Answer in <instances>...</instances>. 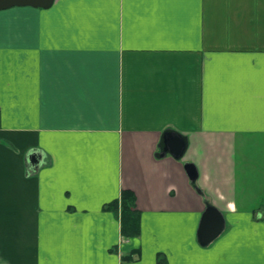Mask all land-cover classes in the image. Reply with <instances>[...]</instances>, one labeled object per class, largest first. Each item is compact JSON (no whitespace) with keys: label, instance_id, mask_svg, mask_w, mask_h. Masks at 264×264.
I'll list each match as a JSON object with an SVG mask.
<instances>
[{"label":"crops","instance_id":"obj_1","mask_svg":"<svg viewBox=\"0 0 264 264\" xmlns=\"http://www.w3.org/2000/svg\"><path fill=\"white\" fill-rule=\"evenodd\" d=\"M0 264H264V0L0 9Z\"/></svg>","mask_w":264,"mask_h":264},{"label":"water","instance_id":"obj_2","mask_svg":"<svg viewBox=\"0 0 264 264\" xmlns=\"http://www.w3.org/2000/svg\"><path fill=\"white\" fill-rule=\"evenodd\" d=\"M54 0H0V9L15 5H30L34 7L47 8L52 5ZM186 148V138L172 130L163 133V145L161 146V156L170 153L175 158H180ZM31 166L36 169L40 164V159L36 154L29 157ZM186 171L191 180L196 178V170L191 163L185 164ZM225 225V219L222 212L212 205H207L197 231L198 242L200 245H207L216 236L220 234Z\"/></svg>","mask_w":264,"mask_h":264},{"label":"trees","instance_id":"obj_3","mask_svg":"<svg viewBox=\"0 0 264 264\" xmlns=\"http://www.w3.org/2000/svg\"><path fill=\"white\" fill-rule=\"evenodd\" d=\"M162 145L163 134L161 139ZM105 207L112 210L119 217L121 234L123 236L135 237L140 233L139 213L135 208V195L131 190H122L120 197L106 204Z\"/></svg>","mask_w":264,"mask_h":264}]
</instances>
